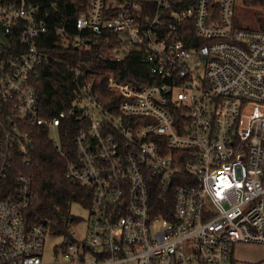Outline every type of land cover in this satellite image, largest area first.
<instances>
[{"label":"built area","instance_id":"2783aa9c","mask_svg":"<svg viewBox=\"0 0 264 264\" xmlns=\"http://www.w3.org/2000/svg\"><path fill=\"white\" fill-rule=\"evenodd\" d=\"M239 2L90 0L77 38L116 40L121 64L139 53L149 81L70 66L76 98L44 117L33 82L53 60L49 14L0 0V264H233L237 244H264V32L239 26ZM44 130L91 194L86 240L70 226L51 263L22 172Z\"/></svg>","mask_w":264,"mask_h":264},{"label":"trees","instance_id":"16d2710c","mask_svg":"<svg viewBox=\"0 0 264 264\" xmlns=\"http://www.w3.org/2000/svg\"><path fill=\"white\" fill-rule=\"evenodd\" d=\"M40 5L48 13V33L40 39V47L53 57L41 70L33 86L39 99L42 116L52 117L61 110L69 108L76 98L74 73L69 67L77 68L89 74L92 70H108L118 80L144 85L150 77L144 60L133 56L128 63L115 60L116 40H99L92 34L77 38L76 20L89 8L90 0H27ZM247 8H258L254 12L253 30L264 32V0H242ZM239 26L245 27L237 21ZM64 30V39L55 28ZM13 44V42H12ZM147 78V80H144ZM24 165V164H23ZM65 161L60 157L50 139V132L39 134L32 161L22 172L31 178L32 187L38 198L29 208L28 222L35 224L46 222L49 234L70 239V225L76 221L71 214L74 204L90 208L89 191L72 184L64 176ZM157 216L165 217L162 203H157Z\"/></svg>","mask_w":264,"mask_h":264},{"label":"rangeland","instance_id":"374dc122","mask_svg":"<svg viewBox=\"0 0 264 264\" xmlns=\"http://www.w3.org/2000/svg\"><path fill=\"white\" fill-rule=\"evenodd\" d=\"M259 11L258 8H247L243 5L242 0L236 6V18L245 27H252L255 23L254 12ZM52 139L56 135L51 133ZM71 214L76 221L71 223V230L75 241L81 242L87 237V220L89 209L81 204H74L71 208ZM46 249L44 254V262L51 263L52 257L57 248L61 250L64 244L63 236L48 235L46 237ZM235 264H264V244H237L234 249Z\"/></svg>","mask_w":264,"mask_h":264},{"label":"water","instance_id":"95a60500","mask_svg":"<svg viewBox=\"0 0 264 264\" xmlns=\"http://www.w3.org/2000/svg\"><path fill=\"white\" fill-rule=\"evenodd\" d=\"M0 41L5 44L7 47L9 46V43H8V40L6 39L3 31H2V25H1V22H0Z\"/></svg>","mask_w":264,"mask_h":264},{"label":"crops","instance_id":"0c3cea01","mask_svg":"<svg viewBox=\"0 0 264 264\" xmlns=\"http://www.w3.org/2000/svg\"><path fill=\"white\" fill-rule=\"evenodd\" d=\"M234 255V254H233ZM233 264H235V259H234V257H233Z\"/></svg>","mask_w":264,"mask_h":264}]
</instances>
